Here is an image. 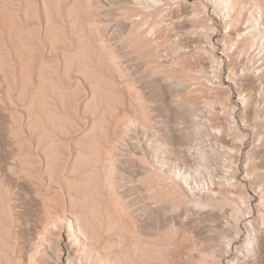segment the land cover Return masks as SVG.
Masks as SVG:
<instances>
[{"label": "bare ground", "instance_id": "6f19581e", "mask_svg": "<svg viewBox=\"0 0 264 264\" xmlns=\"http://www.w3.org/2000/svg\"><path fill=\"white\" fill-rule=\"evenodd\" d=\"M60 1L49 4L54 14L51 9L46 12L50 31L55 30V22L65 21L55 6ZM83 1L64 0L72 8L67 15L70 31L78 37L82 36L77 26L82 25ZM190 1H85L97 10L94 38L100 50L92 49L97 74L92 78L89 101L93 105L88 108L94 117L79 141L75 164L68 170L71 179L59 182L67 204L51 197L37 201L28 184L22 183L24 194L38 207L21 229L23 237L15 256L9 259L0 250L2 264H150L167 232L174 229L201 242L198 249H188L178 259L185 264H223L221 259L230 257L233 243L240 238L242 221L243 244L234 249L235 256L226 264H264L261 0ZM207 5L224 28L219 41L228 61L227 78L237 88L240 121L253 134L254 144L244 155V174L257 197L256 215L251 197L232 169L236 142L243 143L246 136L236 128L231 92L221 80L223 60L215 54L211 35L215 27L207 16ZM69 57L84 70L89 68L79 55ZM192 85L206 110L187 100ZM128 108L141 115V125L131 124ZM122 117L129 124L126 138L111 153L108 148L116 141L111 127ZM40 137L47 160L57 159L54 140L42 133ZM58 177V169L49 167L42 184L50 185ZM166 194L175 195L177 201L152 206V200L161 201ZM111 250L121 251V257L110 261Z\"/></svg>", "mask_w": 264, "mask_h": 264}, {"label": "rangeland", "instance_id": "374dc122", "mask_svg": "<svg viewBox=\"0 0 264 264\" xmlns=\"http://www.w3.org/2000/svg\"><path fill=\"white\" fill-rule=\"evenodd\" d=\"M85 1L87 0L83 1L79 11L82 25H78L77 29L82 30L80 32L82 36L78 37L70 31L67 15L72 12V8L64 0L55 6L61 9L65 21L55 22L54 31L46 28L45 16L48 9H51L50 14L51 11L54 14L49 4H53L55 0H0V250L6 251L9 259L15 256V251L23 237L21 229L24 228L30 216L35 214L38 207L36 202L29 201L26 197L22 190V183L28 184L32 189V197L37 201L42 197H51L59 203L63 201L66 206V195L64 190L60 191L59 182L64 184L66 180L71 179L68 170L75 164V157L80 151L79 141L88 131L94 117L88 105H93L89 101L92 95V78L94 74H97L92 67L97 61L92 56L96 55L92 49L100 50L94 38L98 32L96 28L98 17L94 4L90 3L91 5L87 6ZM260 5L264 11V0L260 1ZM177 10V8L173 9V11ZM207 10V16L210 15L209 18L212 19L216 29L211 33L212 41H215V52L217 51L215 54L223 60L221 80L224 87H228V91L231 92L230 105L234 107V117L236 116L235 120L238 123L236 128L246 136L243 143L236 142L238 149L232 158V169L236 172L235 179L238 184L251 197L253 213L256 215L257 197L244 174V155L254 144L253 134L249 129L244 128L240 121L241 105L237 88L227 78L228 61L223 54L222 43L219 41L224 34V28L221 21L214 17L209 5ZM75 13L78 14V12ZM90 41L93 42L92 47L81 48V45H88ZM75 55H79L81 60L89 65L87 70H84L80 63L77 64L76 60L70 62L69 56L73 58ZM242 62L243 59H241ZM236 64L235 69L239 67V62ZM190 87L187 100L206 110L200 96L195 94L194 85ZM217 107L215 106V110L219 111L220 108ZM126 112V116L135 117L134 119L129 117L131 124L141 125V115H137L138 117L134 115L132 108H128ZM126 120V117H122L111 127V133L116 134V141L108 148L111 153L115 152L117 143L121 142V146L123 145L126 138L125 127L129 125ZM41 133L42 137L48 136L54 140L53 144L58 148L57 159L50 162L47 160V151L39 144ZM120 136L121 141H119ZM49 167L58 169L59 177L51 181L50 185H45L42 184V178H47ZM36 187L35 192L33 190ZM107 193L111 194L109 191ZM176 201L175 195L166 194L161 201L152 200L151 203L154 207L160 203ZM243 224L244 221L241 222L242 233L233 243L230 257H234V249L243 244L245 238ZM17 230H19L18 237L15 236ZM169 231L161 243L162 247L159 248L158 254L150 261V264H185L183 259L178 258L187 255L188 249H198L201 245L199 238L196 239L191 234L184 235L176 229ZM63 239L65 241L64 235ZM117 251H110V261H116L119 256L121 257V251ZM3 252H0L1 264L4 263L1 259ZM230 257L222 258L221 262L226 264L225 261ZM95 262H97V256H95Z\"/></svg>", "mask_w": 264, "mask_h": 264}]
</instances>
